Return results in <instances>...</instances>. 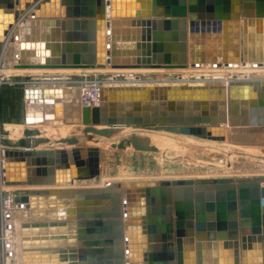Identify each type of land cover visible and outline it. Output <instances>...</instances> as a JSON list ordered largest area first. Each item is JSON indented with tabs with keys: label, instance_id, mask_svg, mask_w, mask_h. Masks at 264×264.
<instances>
[{
	"label": "water",
	"instance_id": "obj_1",
	"mask_svg": "<svg viewBox=\"0 0 264 264\" xmlns=\"http://www.w3.org/2000/svg\"><path fill=\"white\" fill-rule=\"evenodd\" d=\"M17 26L15 70L264 68V0H0V56ZM23 97L20 135L0 132V248L2 200L17 191L21 264H264V178L85 186L100 175V146L159 151L150 137L216 153L224 168L264 165L242 149H264V80L104 87L97 106L75 86Z\"/></svg>",
	"mask_w": 264,
	"mask_h": 264
},
{
	"label": "rangeland",
	"instance_id": "obj_2",
	"mask_svg": "<svg viewBox=\"0 0 264 264\" xmlns=\"http://www.w3.org/2000/svg\"><path fill=\"white\" fill-rule=\"evenodd\" d=\"M102 68V67H100ZM0 71L1 73V84H0V96L2 93H5L6 97H8L7 101L2 104V100L0 98V117H1V109L4 107L5 117L7 122L11 125L6 124L5 133L2 129V124H0V132L1 134L9 133L11 136H18L20 135L21 131L19 125L21 123V118L16 117L17 114V103L15 101L21 97V90L17 88H22V86L13 84L15 82L21 81H33L35 84L33 86L41 85L39 84L41 81L48 82L47 84L51 85H58L60 82L66 81L67 78L75 79L79 76L83 75V73H56L49 71L48 73H34V74H22V75H15V73L9 72V68L3 62L0 64ZM195 72V71H194ZM110 73V70H99L90 72L91 76H99L100 74H107ZM130 72H119L118 74V81L122 82L121 85H131L127 83L125 80H128L127 74ZM135 74V73H134ZM133 74V77L135 75ZM197 75L203 77L204 74L201 72H196V74H191L189 77H197ZM142 81L145 79H172L173 76L168 77L164 73L159 72H152V73H145L144 75L137 74ZM229 76L228 74L225 77L218 79L216 82H209V83H217V84H225L226 79ZM100 77V76H99ZM208 77V76H204ZM97 78V77H96ZM177 77H174L176 79ZM68 79V80H69ZM190 80V78H188ZM264 80V78H262ZM196 81L185 82L186 85H196ZM203 82V80H202ZM201 82V83H202ZM175 83V82H174ZM17 93V94H16ZM5 107L8 108L5 110ZM20 108V106H19ZM6 111L10 113L9 115L6 114ZM14 121V122H12ZM13 124H12V123ZM17 124V125H16ZM146 129L157 130V127H148ZM149 147H155L159 151H152V150H139L135 149L133 146H128L122 149H110L108 147L101 149V155L99 159L100 163V175L97 177L96 181L100 180V176H102L103 180L106 183H115V182H131V181H138L141 177H144L146 180H165V179H174V178H182V177H198L200 175L201 168L196 166L195 164L185 161L186 159H180L176 161H171L169 159L175 158L178 155L188 156L190 158H194L197 160H201L204 162L217 164V165H224L225 161L221 159L215 158V153L206 152L205 156H202L199 150H194L185 146L178 145L174 149H172V143L164 140L150 137ZM165 149V157L167 159L162 158L161 152ZM211 155H214L211 157ZM264 167V165L249 163V162H236V159H233L232 167L230 170H227V176H229V172L237 173V171L241 170V173H237L235 177H232L233 180H242V179H250L253 177V174L257 175V169H255V173H251L248 169H252L255 167ZM194 168V169H192ZM184 170H191L194 173H184ZM197 172V173H196ZM180 173V174H179ZM140 175V176H139ZM261 175V174H258ZM255 178V177H254ZM140 181V180H139ZM9 220H12L11 218ZM5 236V235H4ZM3 237V244H2V252L5 247V243L7 241V237ZM1 250V249H0ZM0 255L1 251H0ZM1 257V256H0Z\"/></svg>",
	"mask_w": 264,
	"mask_h": 264
},
{
	"label": "bare ground",
	"instance_id": "obj_3",
	"mask_svg": "<svg viewBox=\"0 0 264 264\" xmlns=\"http://www.w3.org/2000/svg\"><path fill=\"white\" fill-rule=\"evenodd\" d=\"M14 34H15V39L10 42L9 38H6L4 40L3 43V51L1 52V56H0V64L3 62L4 64H6V66L9 68V72L15 73V75H22V74H34V73H48L51 70H15L13 69V64L16 60L15 58V53L17 52L18 49V44L21 41V29L20 27H15L14 29ZM13 34V35H14ZM112 70L107 66H104L102 68H95V69H88V70H53L51 72H56V73H90V72H94V71H99V70ZM115 73H119V72H130L127 74V77L129 78L128 80H125L127 83H130L131 85H121V81L119 82L117 78H114V74H110L111 79L105 81V87H123V86H135V87H147V86H159V85H172V86H178V85H186L185 82H195V86L199 85H205L208 84L209 82H216L218 79H221L223 77H225V75H229L227 76L228 78L225 80L226 83L224 84V86H226V84L229 81H244V80H250V79H257V80H262V78H264V68H262L259 65L253 64V63H246L245 65H242L241 63L239 64H233V65H211V64H203V65H188L186 68L184 69H132V70H112ZM195 71V72H194ZM152 73V72H159V73H164L166 74L168 77L173 76L172 79H145V80H141L138 76H136L137 74L140 75H144L145 73ZM196 72H201L202 74H204V76H208V77H201L199 75H197V77H189V75L191 74H196ZM1 71H0V79L1 77ZM135 73V74H134ZM116 74V75H117ZM133 74L135 75V77H133ZM109 77V76H108ZM174 77H177L176 79H174ZM190 78V80L188 79ZM203 80V82H202ZM63 81V82H67ZM175 82V83H174ZM202 82V83H201ZM1 80H0V84H1ZM40 83H48V82H40ZM50 84V82H49ZM214 84V83H211ZM216 84V83H215ZM66 127H54V126H45L43 127V130L49 134H58V135H62V134H66L68 132V130L66 129ZM227 134V131L226 133ZM153 138H158V139H164L167 140L169 142H171L168 139L165 138H160V137H153ZM172 145V149H174L176 146L181 145L184 146L182 144H178V143H173L171 142ZM224 145L230 146V144L228 143V141L226 140L225 142H223ZM106 148L105 146H100L99 148ZM187 147V146H185ZM189 148V147H188ZM194 150H199L202 154V156H205L206 152L200 149H196V148H191ZM243 150L247 151V152H255L258 155H263L264 156V149H257V148H242ZM165 151H168V149H165ZM216 154V153H215ZM178 157H181L182 160L183 157H187L190 158L188 156H182V155H178ZM195 160L196 162H200L203 164H208V165H213V166H217L219 168L222 169H206L203 166L198 165L197 163H193L196 166L200 167V173L201 176H198L196 178H189V177H182V178H174V179H170V180H166V181H171V180H182V179H216V178H229L232 179V177H235L236 175H238L237 173H241V170L237 171V173L234 172H229V176L228 177L227 174V170H230L232 167V162L233 159L235 158H231V162H230V168H224V165H217V164H212V163H208V162H204L201 160H197L194 158H190ZM187 161V160H185ZM189 162V161H188ZM192 163V162H191ZM194 169V168H192ZM252 169H248L251 173H255V169L258 170V172H256L257 174H263L264 173V167H255ZM184 173H194L191 170H184ZM197 173V172H196ZM180 174V173H179ZM140 176V175H139ZM101 178H103L101 176ZM255 178H264V177H255ZM138 181H131V182H148V181H159V180H146L144 179V177L138 178ZM161 180V179H160ZM233 180V179H232ZM95 182V183H94ZM86 187H100V186H105V184H107L103 179H100L98 181L96 180H92L89 181L88 183H85ZM98 185V186H97ZM77 184H75L74 187H76ZM8 192L10 193V195L6 198H4L2 200V220H3V233L2 236H6L7 241L4 242L5 243V247L3 250V253L1 251L0 255V259H2L3 264H21V256H20V243H19V236L17 234V237L13 236L12 232V220H9L11 218V213L14 211V209H16V205L13 204L12 202V198L13 195L17 192V191H10L8 190ZM21 213V214H20ZM19 214V219L22 216V212H20ZM4 236V238H5ZM1 242L3 244V237L1 239Z\"/></svg>",
	"mask_w": 264,
	"mask_h": 264
},
{
	"label": "built area",
	"instance_id": "obj_4",
	"mask_svg": "<svg viewBox=\"0 0 264 264\" xmlns=\"http://www.w3.org/2000/svg\"><path fill=\"white\" fill-rule=\"evenodd\" d=\"M110 68V67H109ZM111 69V68H110ZM113 70V69H112ZM110 71V73L100 74L99 76H91L90 74H83L79 76L78 78L69 79L66 83H68L71 86H75L79 91V100L81 105H87V106H97L99 103V96L102 88L105 86V81L110 80L112 76L110 74H114L115 72ZM115 73L114 78H118V75ZM109 76V77H108ZM97 77V78H96ZM31 83L35 82H29V81H21V82H15L13 84L22 86L23 88L28 86ZM1 216H2V204H1ZM1 227L4 228L3 220L1 218ZM2 251V248H0ZM3 253V252H2Z\"/></svg>",
	"mask_w": 264,
	"mask_h": 264
},
{
	"label": "crops",
	"instance_id": "obj_5",
	"mask_svg": "<svg viewBox=\"0 0 264 264\" xmlns=\"http://www.w3.org/2000/svg\"><path fill=\"white\" fill-rule=\"evenodd\" d=\"M69 78H67L66 80H68ZM35 83H31V84H29L28 86H26V87H48V86H61V87H68V86H70L71 87V85H69L68 83H66V82H60L58 85H51V84H46V83H39V84H41V85H37V86H33ZM17 89H20L22 92H21V97H19V99H17L16 101H15V103H17V105H18V107H17V114H16V117H18V118H21V123L20 124H18L19 125V128H23V105H24V97H23V87L22 88H17ZM17 94V93H16ZM0 98H1V100H2V104L4 103V102H6L7 101V99H8V97H6V95H5V93H2L1 94V96H0ZM66 99H70V98H66ZM19 106H20V108H19ZM8 108H6L5 107V110H7ZM8 111V110H7ZM6 111V114L7 115H9L10 113H8ZM1 117H0V124H2V125H11V124H9V122H7V120L6 121H4L5 119H6V117H5V112H4V107L1 109ZM12 122H14V121H12ZM11 122V123H12ZM13 124V123H12ZM17 125V124H16ZM70 127H67L66 129L68 130ZM7 134V133H6ZM7 135H10L9 133L7 134ZM101 149H103V147H101ZM0 160H3V157L1 156V158H0ZM228 172V171H227ZM227 175V174H226ZM199 176H201V173H200V175ZM254 177H264V173L263 174H261V175H254L253 174V177L252 178H254ZM189 178H196V177H189ZM252 178H250V179H252ZM99 179H102L101 178V176H100V178ZM165 180H170V179H165ZM123 234H124V236H125V232H123ZM221 259H223V260H226V259H228V258H226V256H222L221 257ZM254 259H256V256L255 255H253V256H249V257H247V260L249 261V264H252V261L254 260ZM239 264H241V256H239Z\"/></svg>",
	"mask_w": 264,
	"mask_h": 264
}]
</instances>
